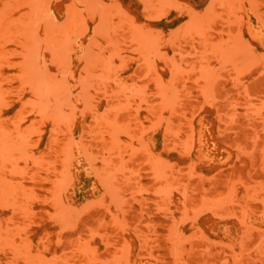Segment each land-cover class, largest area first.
<instances>
[{
  "label": "rangeland",
  "instance_id": "obj_1",
  "mask_svg": "<svg viewBox=\"0 0 264 264\" xmlns=\"http://www.w3.org/2000/svg\"><path fill=\"white\" fill-rule=\"evenodd\" d=\"M0 264H264V0H0Z\"/></svg>",
  "mask_w": 264,
  "mask_h": 264
}]
</instances>
